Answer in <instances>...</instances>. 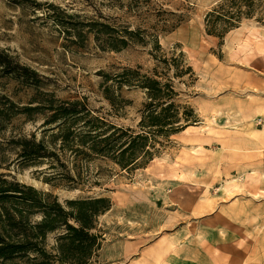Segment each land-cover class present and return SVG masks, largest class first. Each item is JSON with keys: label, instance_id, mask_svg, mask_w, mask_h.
<instances>
[{"label": "rangeland", "instance_id": "rangeland-1", "mask_svg": "<svg viewBox=\"0 0 264 264\" xmlns=\"http://www.w3.org/2000/svg\"><path fill=\"white\" fill-rule=\"evenodd\" d=\"M236 5L250 15L231 24L218 18L215 33L207 32V12ZM93 21L114 29L101 33ZM124 29L142 42L109 48ZM0 50L11 61L0 64V172L61 201L108 197L96 218L102 239L94 264H264V0H0ZM178 54L193 71L174 78L179 100L197 120L145 165L126 170L95 156L85 182L71 188L61 177L45 181L46 163L15 159L7 140L39 138L52 97L86 102L107 121L135 127L143 91L109 78L136 65L169 76L159 59ZM106 75L117 88L112 105L102 93ZM26 106L34 107L28 115ZM59 154L70 166L74 154Z\"/></svg>", "mask_w": 264, "mask_h": 264}, {"label": "trees", "instance_id": "trees-1", "mask_svg": "<svg viewBox=\"0 0 264 264\" xmlns=\"http://www.w3.org/2000/svg\"><path fill=\"white\" fill-rule=\"evenodd\" d=\"M227 1L233 4L234 0ZM236 6L234 9L219 6L220 10L207 12V32L215 33L218 18L224 17L231 24L233 19L250 15L249 9ZM93 24L104 28L99 30L101 33L114 29L104 22L93 21ZM124 32V35L116 36V43L106 41L107 46L118 50L128 41L143 40L137 31L124 29ZM107 36L110 38L111 35ZM155 46L160 47L156 39ZM6 55L0 50V64L11 63ZM159 61L166 69L172 70L171 75L158 71L156 66L149 73H143L141 66L136 65L125 67L109 78L116 81L119 89L125 85L143 91L144 100L135 127L107 121L94 114L86 102L59 101L52 97L47 107L50 114L41 123L47 127L42 129L39 138L32 132L11 136L7 140V145L15 150V159L22 166L46 163L51 175L44 180L50 182L61 177L71 188H78L85 182L83 170L95 156L109 157L126 170L145 165L171 135L197 120L194 108L179 100L180 92L174 82V78H191V66L181 54ZM24 71L33 72L27 67ZM107 77L109 75L103 79L105 87L102 93L112 105L117 88L107 84ZM33 108L26 106V114ZM5 116L6 113L0 109V119H6ZM66 149L74 154L70 166L62 161L59 154ZM57 165L64 171L56 170ZM110 204V199L101 195L77 196L61 201L52 191L37 189L18 181L11 174L0 172V264H94L102 239L95 231L96 218ZM49 235H52L51 242H48Z\"/></svg>", "mask_w": 264, "mask_h": 264}]
</instances>
